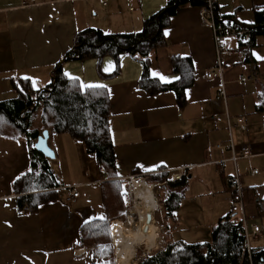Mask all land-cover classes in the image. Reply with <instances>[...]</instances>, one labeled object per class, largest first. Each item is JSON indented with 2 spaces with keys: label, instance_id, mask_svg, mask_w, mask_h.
<instances>
[{
  "label": "crops",
  "instance_id": "1",
  "mask_svg": "<svg viewBox=\"0 0 264 264\" xmlns=\"http://www.w3.org/2000/svg\"><path fill=\"white\" fill-rule=\"evenodd\" d=\"M169 1L0 0V104H12L18 99L13 86L15 80L29 77L31 79L27 80L36 82V90L43 89L50 83L54 67L61 64L68 78L76 77L83 84L104 85L108 90L116 172L122 179L147 180L161 173L171 176L184 173L186 191L196 171L217 166L222 170L223 183H227L224 171L229 169L227 177L235 171V164L229 161L231 152L226 148L231 138L235 145L247 146L254 156L264 158V109L258 108L264 99V59L256 58H264V31L253 32L250 44L243 35L226 37L218 57L213 30L202 21L201 8L205 0H187L164 32V35L167 32L166 46L149 55L150 77L158 79L152 76V72H156L168 77L170 83L179 79L172 58L191 59L195 82L186 90L183 105L173 91L151 96L142 90L139 81L143 64L129 55L120 56L119 72L112 78L100 75L95 59H66L78 32L86 29H98L111 35L141 32L145 21ZM217 13L220 21L232 24L236 31L242 29L248 33L264 26V0H217ZM218 62L222 66V77L207 79L205 73L217 72ZM116 67L111 57L103 58L100 63L104 75L114 73ZM242 75L252 80L241 81ZM222 86L227 96L225 100L220 94ZM225 111L234 123L235 118H243L244 127L234 126L230 132ZM215 113L219 114L218 119L212 118ZM32 128L40 132L39 136L44 131L41 112L36 114ZM36 141L37 138L30 139L33 145ZM30 142L0 137V264H118L115 246L114 262L109 263L96 260L92 249L79 246L82 225L106 216L102 185L110 179L107 172L101 171L96 156L88 154L83 144L69 135L50 134L49 139V146L56 154L52 163L59 183L56 201L35 213L27 211V207L25 211L19 210L18 196L12 187L16 179L30 169ZM153 167L152 171L144 170ZM73 187L80 195L68 202ZM230 187L227 183L225 190L231 203L234 191ZM263 192L261 187L248 188L247 223L264 218ZM182 201L183 198L176 210L175 228H172L176 229L178 243L210 241L213 228L230 214L219 218L218 214H213L214 219L205 222L200 213L189 212L190 216L185 219L179 214ZM129 217L128 214V221ZM238 217L241 219L240 214ZM114 218L124 222L112 221ZM184 220L203 222L195 230L198 233L195 237L201 239L178 235L177 230L183 227ZM115 221L128 222L116 216L110 220L111 225ZM119 225L125 224L112 227ZM112 238L114 245L113 234ZM139 252L142 257L146 254Z\"/></svg>",
  "mask_w": 264,
  "mask_h": 264
},
{
  "label": "trees",
  "instance_id": "2",
  "mask_svg": "<svg viewBox=\"0 0 264 264\" xmlns=\"http://www.w3.org/2000/svg\"><path fill=\"white\" fill-rule=\"evenodd\" d=\"M186 3L187 0H170L156 15L145 21L142 31L138 33L111 35L98 29L82 30L76 34L74 47L66 55V59H95L100 75L112 78L119 72L120 56L129 55L143 64V74L139 81L142 90L151 96L173 91L183 105L186 90L195 82L191 59L174 56L172 65L179 79L164 84L150 77L149 55L166 46L164 32L181 6ZM253 30L256 31L248 32L250 36L253 32L264 31V26ZM136 54H140L141 58ZM105 57H111L117 63L116 70L110 75H104L100 70V63ZM80 85L79 80L69 79L64 74L61 64L54 67L51 81L43 89L36 90L30 80H15L13 86L18 93V99L12 104H0V137L11 140L26 139L27 142L38 138L40 132L34 130L32 125L36 114L41 112L43 130H48L51 135L67 134L82 143L88 154L96 156L99 166L107 172L110 179L102 185L106 216L82 225L79 246L92 249L96 260L109 263L115 259L111 227L119 223L115 221L111 225L110 220L116 216L127 218L131 195L126 180L116 172L115 146L110 128L109 92L106 88L81 91ZM258 108L264 109V99ZM48 161L30 142V169L18 177L12 187L18 196L20 211H25L27 207V211L35 213L56 201L59 183L49 173ZM171 177L169 173H161L147 178L148 184H158V201L162 209L158 213L157 224L165 229L166 246L144 257L137 251V264H264V247L248 250L242 221L232 211L219 220L208 242L187 244L171 241L169 233L175 228V212L184 196L187 182L185 176L175 182H171ZM117 219L121 220L114 218L112 221Z\"/></svg>",
  "mask_w": 264,
  "mask_h": 264
},
{
  "label": "rangeland",
  "instance_id": "3",
  "mask_svg": "<svg viewBox=\"0 0 264 264\" xmlns=\"http://www.w3.org/2000/svg\"><path fill=\"white\" fill-rule=\"evenodd\" d=\"M250 151L252 153V156L247 159H240L239 162L237 163V166L234 167L235 168L234 170H238V173L240 174L241 186L244 189L245 193L247 192L250 186L261 187V189H264V158H257L256 156H254L255 153L252 151V149H250ZM254 169L258 170L259 175L251 176L249 174ZM221 171L222 170H220L217 166H213L210 169L208 168L200 169L193 174V178L189 179L187 189L183 193L184 197H183V201L181 203V208L179 211V214L183 218L187 219L190 216L189 215L190 213L198 212L204 217L205 222H208L214 219L213 214H218L217 218H219L231 212L232 204L229 202L227 198V197H230V195L225 190L226 184L228 183L229 185V182H228L229 177H227V173H226V172H229V169H227V171H224L225 179L227 178V183L226 181L223 183L221 179V174L223 173H221ZM234 173L232 172L230 176H233ZM146 181L148 182V179ZM154 192H155V195L158 201L159 190L155 188ZM130 195H131V206L128 209L127 217H128V214L130 216L129 211H131L132 207L134 206L133 205V194L130 193ZM163 196L165 197V193H163ZM160 211H161V208L159 209L158 212L154 213V216H155L154 221L156 222L158 221V213ZM124 220L128 221L127 218ZM120 224L126 225L128 224V222L120 223ZM200 224H203V222ZM200 224L199 222H196L195 220H184L183 227L179 228L177 230V233L178 235H183L185 238L188 235L189 236L188 238L191 239V237H195V235L198 234L197 232H195V230L198 227H200ZM254 225L259 227L261 233L257 239L251 238L249 240V245L252 248H258V247L264 246V218L262 219L255 218V220L248 221V231L251 234L253 233ZM156 226L160 229L159 231L160 242L157 248L149 251L146 249L144 245H140L137 247L135 251V255L137 258H138L137 251H143L144 253H146L145 254L146 256L150 254L152 251L162 249L166 246V241L164 239L165 234H166L165 229L164 227L159 226L158 224H156ZM169 236H171L170 240L176 243V229L171 230L169 233ZM195 238L196 239H193V240H198L197 238L201 239L202 237H195ZM137 258H135L133 262H137ZM133 262L130 264H133Z\"/></svg>",
  "mask_w": 264,
  "mask_h": 264
},
{
  "label": "built area",
  "instance_id": "4",
  "mask_svg": "<svg viewBox=\"0 0 264 264\" xmlns=\"http://www.w3.org/2000/svg\"><path fill=\"white\" fill-rule=\"evenodd\" d=\"M201 15H202L203 25L211 27L213 30L218 57L220 55V48H221V45L223 44V41L225 40L226 37L230 35H234V34L243 35L247 43L251 41V36L250 34L246 33V31L242 29H240L239 31L238 30L236 31L232 24L228 23L227 21H222V20L220 21L218 13H217V0H205V4L201 8ZM136 56L138 58H141L140 54H136ZM217 68H218L217 72L210 71V72L205 73L204 76L207 79H214L217 75L222 77V66L220 62H218ZM240 80L241 81H251L252 79L250 77L247 78L246 76L242 75L240 77ZM220 94L222 98L225 100L227 96H226L224 86H222V90ZM219 117L220 116L218 113H215L212 115L213 119H218ZM224 118L226 121L227 128L230 132L234 126L244 125V120L241 117L235 118V123H234L228 111H225ZM218 148H222L221 145H218ZM226 148L231 152V157L229 161L235 164V167H236L237 162L240 159H247L252 156V153L249 147L235 145L232 138L230 139ZM52 163H53L52 160L48 161L49 173L54 175V170L52 169ZM101 171L105 173V170L103 168H101ZM258 173H259L258 170L252 171V175H258ZM183 175L184 173L173 175L171 177V180L175 182L181 179ZM240 178L241 177H240V174L238 173V170H235L234 175L229 177V180H228L229 185L233 188V191H234L232 201H231V204H232L231 211L237 215L239 214L241 215V221H242L243 228H244L246 243H247L248 250L250 251L252 247H250L249 245V240L251 238L257 239L261 231L259 227L256 225L253 226L252 234L249 233L248 231V223H247L246 215H245L246 214L245 213L246 193L241 186ZM143 181L147 182L145 179H142L140 177H128L126 179V182H127V188L129 192L132 194L133 187L136 184H139L140 182H143ZM70 190H71L70 196L67 198L68 202H71L72 200L77 199L80 195V193L77 191L75 187L71 188Z\"/></svg>",
  "mask_w": 264,
  "mask_h": 264
},
{
  "label": "bare ground",
  "instance_id": "5",
  "mask_svg": "<svg viewBox=\"0 0 264 264\" xmlns=\"http://www.w3.org/2000/svg\"><path fill=\"white\" fill-rule=\"evenodd\" d=\"M154 189V186L144 181L136 184L132 190L134 206L130 211L128 224L114 226L112 229L118 264L132 263L138 246L144 245L151 251L156 249L160 242V229L155 221L149 226L148 233L143 232L147 215L159 209Z\"/></svg>",
  "mask_w": 264,
  "mask_h": 264
},
{
  "label": "water",
  "instance_id": "6",
  "mask_svg": "<svg viewBox=\"0 0 264 264\" xmlns=\"http://www.w3.org/2000/svg\"><path fill=\"white\" fill-rule=\"evenodd\" d=\"M50 132L48 130H44L42 134L37 138V141L34 145L36 151L43 155L48 160H54L56 158V154L54 150L49 146ZM154 221V213H149L147 215V224L143 229L144 233L149 232V226Z\"/></svg>",
  "mask_w": 264,
  "mask_h": 264
},
{
  "label": "snow or ice",
  "instance_id": "7",
  "mask_svg": "<svg viewBox=\"0 0 264 264\" xmlns=\"http://www.w3.org/2000/svg\"><path fill=\"white\" fill-rule=\"evenodd\" d=\"M165 35H167V32L165 33ZM253 55H256V54L253 53ZM256 58L257 59H264V58H262L260 56H256ZM105 70L107 71L108 69L106 68ZM65 75L68 76L69 74L66 72ZM152 76L153 77H157L161 83H170L171 82V80L168 77H165V76H163V75H161L159 73H156V72H152ZM23 79L27 80V79H31V78L24 77ZM69 79H77V78L69 76ZM32 83H33V87H35V83L36 82L33 80ZM103 87H104V85L91 84V83L90 84L81 83V85H80L81 91H84V90H87V89L103 88ZM154 167L152 169H144V170L145 171H152V170H154ZM101 219H103V217H101Z\"/></svg>",
  "mask_w": 264,
  "mask_h": 264
}]
</instances>
